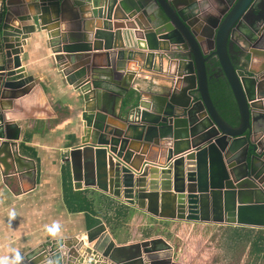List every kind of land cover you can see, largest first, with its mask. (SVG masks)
I'll list each match as a JSON object with an SVG mask.
<instances>
[{
    "label": "water",
    "instance_id": "95a60500",
    "mask_svg": "<svg viewBox=\"0 0 264 264\" xmlns=\"http://www.w3.org/2000/svg\"><path fill=\"white\" fill-rule=\"evenodd\" d=\"M220 1L223 6L210 12L203 6L212 0H0V162L9 145L17 146L8 114L1 111L14 102L2 100L33 87L36 77L26 71L21 53L39 30L46 32L67 79L82 76L76 85L85 101L83 146L67 158L76 188L82 181L97 184L163 219L241 224L254 218L264 227V0ZM87 11L102 23L88 27ZM71 16L79 19L78 27L62 35L61 20ZM97 55L105 64L90 59ZM215 57L238 105L236 126L210 94L207 64ZM81 58L82 69L67 70ZM255 59L261 60L259 69L252 67ZM140 60L152 67L158 61L160 70L175 66L172 89L145 95L124 110V130L105 131L95 66L104 67L110 82L127 88L128 95L139 81ZM153 149L166 160L150 159ZM14 154L21 168L18 150ZM85 237L78 243L85 256L97 255L96 263L106 264L101 255L107 264H181L163 237L119 245L104 223ZM38 248L22 264H67V255L75 253L61 238Z\"/></svg>",
    "mask_w": 264,
    "mask_h": 264
},
{
    "label": "crops",
    "instance_id": "0c3cea01",
    "mask_svg": "<svg viewBox=\"0 0 264 264\" xmlns=\"http://www.w3.org/2000/svg\"><path fill=\"white\" fill-rule=\"evenodd\" d=\"M222 6L220 0H212L203 7L215 12ZM83 14L88 18V27H92L94 22L98 25L102 23L101 18L92 21L89 18L90 11ZM76 22L79 19L74 16L63 18L60 26L62 35L71 32L69 30L72 25L78 27ZM30 23L27 21L24 25L28 27ZM46 40V32L38 30L32 33L26 39L24 51L21 53L26 71L36 77L30 92L18 98L2 100L14 102L1 111L8 114V120L17 135V146L14 148L9 145L1 154L0 264H22L27 254L40 248L42 244L48 247L52 240L60 238L64 239L67 250L75 251L68 255L63 253L68 256L65 262L76 264L81 255L85 256V246L81 248L78 243L80 238H86V232L101 223L106 225L108 232L119 245L157 237L167 240L163 232L177 225L196 227L211 234L215 233L218 243L229 250L231 257L242 260L241 264H264V227L254 218L241 224L163 219L143 212L137 205H131L124 198L111 195L97 184L87 186L82 181V187H75L72 165L67 158L72 148L83 146L84 127L81 114L85 101L76 85L82 76L74 73L75 76L71 75L73 77L67 79L62 71L64 67L57 64L55 53ZM249 57L250 55L245 58ZM91 58L97 63L105 64L104 58L98 55L90 56ZM84 60L85 58L77 60L73 67L70 64L66 67L67 70L76 72L82 69ZM137 64L141 70L137 73L139 81L128 95L127 88L110 82V74L101 69L104 67L95 66L98 70L94 73L95 80L100 85L97 103L103 118L100 125L105 131H112L114 128L124 130L121 126L124 121L120 117L126 116L125 109L138 105L139 100L146 99L147 95L151 96L156 92L164 94L172 89L175 66L166 65L160 70L158 61L153 67L144 60ZM260 64L261 60L255 59L252 67L259 69ZM128 67L133 68V65ZM89 75L90 73L86 76ZM140 147L141 144L138 145ZM14 149L18 150L22 158L17 155L21 168H18ZM8 151L12 153V157L8 156ZM149 156L150 159L155 156L158 161L166 160V155H161L157 149L151 150ZM89 246L91 244H87V249ZM173 247L175 260L185 264L180 261L176 247ZM99 258L107 264V258L101 255ZM46 263L43 261V264Z\"/></svg>",
    "mask_w": 264,
    "mask_h": 264
},
{
    "label": "rangeland",
    "instance_id": "374dc122",
    "mask_svg": "<svg viewBox=\"0 0 264 264\" xmlns=\"http://www.w3.org/2000/svg\"><path fill=\"white\" fill-rule=\"evenodd\" d=\"M163 235L176 247L182 263L241 264L242 260L231 257L229 250L218 243V236L215 233L177 225L164 231Z\"/></svg>",
    "mask_w": 264,
    "mask_h": 264
},
{
    "label": "trees",
    "instance_id": "16d2710c",
    "mask_svg": "<svg viewBox=\"0 0 264 264\" xmlns=\"http://www.w3.org/2000/svg\"><path fill=\"white\" fill-rule=\"evenodd\" d=\"M236 60L237 57H235ZM207 66L209 70V89L215 106L225 120L234 126L238 125L240 116L238 105L217 58H213ZM97 222L100 223V220H97Z\"/></svg>",
    "mask_w": 264,
    "mask_h": 264
},
{
    "label": "built area",
    "instance_id": "2783aa9c",
    "mask_svg": "<svg viewBox=\"0 0 264 264\" xmlns=\"http://www.w3.org/2000/svg\"><path fill=\"white\" fill-rule=\"evenodd\" d=\"M22 46L24 47V44ZM96 256L97 255H93L90 252L84 257L82 262H80V259H79L76 264H95L97 262ZM96 264H100V263H96Z\"/></svg>",
    "mask_w": 264,
    "mask_h": 264
},
{
    "label": "clouds",
    "instance_id": "9594fccd",
    "mask_svg": "<svg viewBox=\"0 0 264 264\" xmlns=\"http://www.w3.org/2000/svg\"><path fill=\"white\" fill-rule=\"evenodd\" d=\"M19 257H17V259H18Z\"/></svg>",
    "mask_w": 264,
    "mask_h": 264
},
{
    "label": "flooded vegetation",
    "instance_id": "af4514ba",
    "mask_svg": "<svg viewBox=\"0 0 264 264\" xmlns=\"http://www.w3.org/2000/svg\"><path fill=\"white\" fill-rule=\"evenodd\" d=\"M235 59V58H234Z\"/></svg>",
    "mask_w": 264,
    "mask_h": 264
}]
</instances>
